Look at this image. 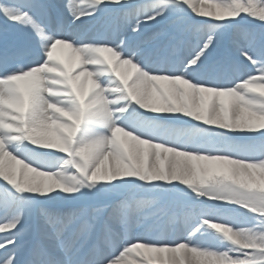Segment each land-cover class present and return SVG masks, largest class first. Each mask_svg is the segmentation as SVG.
Masks as SVG:
<instances>
[{
	"label": "snow or ice",
	"instance_id": "snow-or-ice-1",
	"mask_svg": "<svg viewBox=\"0 0 264 264\" xmlns=\"http://www.w3.org/2000/svg\"><path fill=\"white\" fill-rule=\"evenodd\" d=\"M0 32V264H264V0H0Z\"/></svg>",
	"mask_w": 264,
	"mask_h": 264
},
{
	"label": "bare ground",
	"instance_id": "bare-ground-1",
	"mask_svg": "<svg viewBox=\"0 0 264 264\" xmlns=\"http://www.w3.org/2000/svg\"><path fill=\"white\" fill-rule=\"evenodd\" d=\"M52 3H60L62 0H51ZM1 39V38H0Z\"/></svg>",
	"mask_w": 264,
	"mask_h": 264
}]
</instances>
